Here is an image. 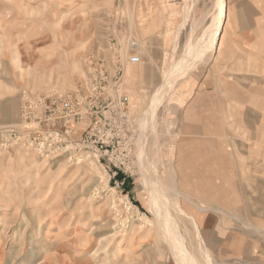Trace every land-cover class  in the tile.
I'll use <instances>...</instances> for the list:
<instances>
[{
	"label": "rangeland",
	"instance_id": "374dc122",
	"mask_svg": "<svg viewBox=\"0 0 264 264\" xmlns=\"http://www.w3.org/2000/svg\"><path fill=\"white\" fill-rule=\"evenodd\" d=\"M219 1L0 0V264H264V0H225L213 57ZM122 79L137 152L39 103Z\"/></svg>",
	"mask_w": 264,
	"mask_h": 264
},
{
	"label": "built area",
	"instance_id": "2783aa9c",
	"mask_svg": "<svg viewBox=\"0 0 264 264\" xmlns=\"http://www.w3.org/2000/svg\"><path fill=\"white\" fill-rule=\"evenodd\" d=\"M129 57L130 63H139L141 60L139 52H135ZM123 82L122 79L118 85H115L114 96L106 106L105 103L101 107L97 106L94 114L88 112V107L82 106L81 98L72 97V95L55 96L50 104L43 100H40L39 103L51 113L50 121L54 126L57 122H64V126L69 127V133H71L74 130L70 128L71 123L83 124L85 127L83 134L80 139L76 140L82 149L93 152H137L136 121L130 112L129 95L122 91ZM89 115H91V120L86 123L85 119ZM58 131L54 129L50 135H58ZM128 165L130 164L128 163Z\"/></svg>",
	"mask_w": 264,
	"mask_h": 264
},
{
	"label": "bare ground",
	"instance_id": "6f19581e",
	"mask_svg": "<svg viewBox=\"0 0 264 264\" xmlns=\"http://www.w3.org/2000/svg\"><path fill=\"white\" fill-rule=\"evenodd\" d=\"M224 9H225V0H220L219 1V20L217 21V24L215 25V31L213 33V37H212V50L214 49V56L213 57H218L220 54V51L218 49V45L221 41V36H222V32H223V28H224ZM166 192V191H165ZM184 215H186L187 213L185 211H183ZM196 226V223L195 225Z\"/></svg>",
	"mask_w": 264,
	"mask_h": 264
}]
</instances>
